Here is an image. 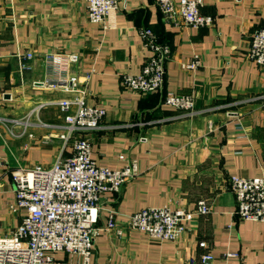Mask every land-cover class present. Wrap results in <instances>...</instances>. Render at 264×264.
Returning a JSON list of instances; mask_svg holds the SVG:
<instances>
[{
	"label": "crops",
	"instance_id": "1",
	"mask_svg": "<svg viewBox=\"0 0 264 264\" xmlns=\"http://www.w3.org/2000/svg\"><path fill=\"white\" fill-rule=\"evenodd\" d=\"M203 2L200 12L213 23L194 28L165 21L157 0H119L104 27L89 21L86 0H0V235L26 213L13 206L12 171L71 155V142L63 146L59 138L65 112L57 103L75 93L57 79L74 75L87 103L105 110L100 127L85 134L91 157L110 169L131 159L139 167L119 191L101 196L97 224L109 210L121 224L146 207L191 211L204 200L210 211L195 215L177 241L139 230L102 232L87 263L59 251L52 264H203L206 253L210 264H264V223L238 217L229 186L232 175H264V68L248 57L253 35L264 28V0ZM145 28L171 56L162 89L138 93L120 76L139 73L148 60ZM69 53L78 60L48 57ZM195 54L201 66L183 69ZM21 62L30 68L21 70ZM167 92L194 94L196 112L165 105Z\"/></svg>",
	"mask_w": 264,
	"mask_h": 264
},
{
	"label": "built area",
	"instance_id": "2",
	"mask_svg": "<svg viewBox=\"0 0 264 264\" xmlns=\"http://www.w3.org/2000/svg\"><path fill=\"white\" fill-rule=\"evenodd\" d=\"M86 1L89 21L103 27L105 19L118 9L119 3V0ZM203 4V0H157L164 20L176 27L211 25L213 18L200 12ZM140 35L151 54L139 73L123 74L120 81L138 93L161 90L165 63L171 56V49L158 41L150 28L142 29ZM26 56L32 58L30 53ZM56 56L48 57L68 64L78 60L75 53ZM248 57L264 68V28L253 35ZM200 66L201 60L197 54L190 61L181 63L183 69L190 71ZM20 68L26 70L30 65L21 62ZM57 81H61L64 91L75 93L72 100L57 103L65 112L64 132L60 133L59 138L63 146L71 142V155L56 159L48 167L37 165L12 171L13 206L26 213L14 231L9 235H0V264H52L53 255L59 251L79 255L87 263L94 250V240L102 232H113L120 236L127 229L139 230L154 239L177 241L195 215L210 211L204 200L198 201L191 211L168 205L146 207L126 215L124 224H121L116 220V212L109 210L106 223L99 226L101 196L119 191L123 184L136 178L139 174L138 161L131 159L121 169L98 165L91 157V142L85 134L100 127L105 110L87 103L86 91L79 86L77 76ZM163 103L186 114L196 112L194 94L167 92ZM71 106L74 107L72 112ZM229 186L236 198L235 213L238 217L264 223V175L252 178L232 175ZM200 245L204 246V243ZM213 258L206 253L202 255L201 262L210 264Z\"/></svg>",
	"mask_w": 264,
	"mask_h": 264
},
{
	"label": "rangeland",
	"instance_id": "3",
	"mask_svg": "<svg viewBox=\"0 0 264 264\" xmlns=\"http://www.w3.org/2000/svg\"><path fill=\"white\" fill-rule=\"evenodd\" d=\"M196 105V104H195Z\"/></svg>",
	"mask_w": 264,
	"mask_h": 264
}]
</instances>
